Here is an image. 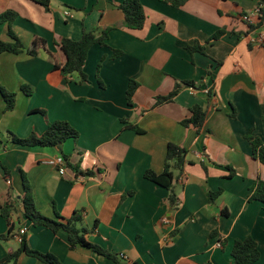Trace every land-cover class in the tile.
<instances>
[{"label":"crops","instance_id":"obj_1","mask_svg":"<svg viewBox=\"0 0 264 264\" xmlns=\"http://www.w3.org/2000/svg\"><path fill=\"white\" fill-rule=\"evenodd\" d=\"M123 1L50 0L45 8L0 0V17L17 14L13 30L26 47L35 38L47 43L37 56L0 55V86L16 94L11 111L0 94V203L16 208L9 219L0 209V235L13 227V237L0 241V261L19 249L17 236L26 227L29 247L63 264H234V243L247 237L261 253L254 264H264V204L248 203L255 183L264 181V164L246 139L253 130L264 143V21L255 14L261 0H187L181 8L140 0L148 17L142 31L123 26L117 8ZM110 28L106 46L89 51L88 81L63 76L66 56L57 42L78 41L84 31L99 37ZM8 30L0 19V40L11 41ZM219 31L225 34L213 39ZM195 45L204 51L192 53L188 47ZM115 50L123 54L115 58ZM131 80L140 86L129 105ZM178 86L173 102L157 105ZM195 105L207 112L200 134L182 124ZM56 121H67L80 137L52 148L12 143L13 135H42ZM170 143L185 148L190 162L177 182L175 205L169 190L145 178L148 170L163 172ZM59 157L78 170L67 166L62 174L49 164ZM19 169L45 216L70 219L81 212L87 240L118 261L84 247L72 250L65 231L25 218ZM218 191L211 203L209 192ZM18 264L44 263L22 254Z\"/></svg>","mask_w":264,"mask_h":264},{"label":"trees","instance_id":"obj_2","mask_svg":"<svg viewBox=\"0 0 264 264\" xmlns=\"http://www.w3.org/2000/svg\"><path fill=\"white\" fill-rule=\"evenodd\" d=\"M37 4L42 5L45 8H49L50 0H31ZM166 4H169L175 8H181L187 2V0H160ZM260 20L264 21V0L260 1ZM117 8L124 14L123 26L130 31H142L147 23V14L140 0H124L117 5ZM17 18V14L12 11H8L3 14L0 19L4 24L8 25V35L11 38L10 42L0 40V55L3 53L19 54L27 51L29 55L37 56L39 49H46L47 43L44 39L35 38L32 43L26 47L21 39L16 35L13 30V24ZM113 28L107 29L99 37L95 32L84 31L80 40L75 41L67 38H63L57 42V45L61 48V51L66 56V63L60 67L61 73L65 77L77 75L79 77V83L88 81V75L84 69L87 62V57L90 49L99 44L106 46V40L109 38V33ZM225 34L224 31H219L213 39H218ZM189 50L192 53L197 51L203 52L204 49L200 45L189 46ZM123 54L122 51H114V57L117 58ZM101 65H99L100 67ZM186 85L194 88L193 82H186ZM139 83L131 80L127 90V100L129 105L133 104V97L139 88ZM26 92L29 93L25 89ZM180 92V86H178L168 96H162L157 98V105L173 102L175 97ZM0 94L6 103V111H11L15 108L16 94L10 93L4 87L0 86ZM191 115L185 119L182 124L187 128H193L200 134L202 128L205 126L207 119V112L199 105H195L190 110ZM141 134L144 130L135 125H129L126 127ZM80 137L79 132L70 125L67 121H56L51 124L45 133L42 135L32 134L28 138H19L16 135L12 136V143L21 147H42L52 148L63 145L68 140H77ZM246 139L251 143L253 150V157L261 161L264 164V143L259 138L253 135V130H250ZM188 151L178 145L170 143L167 149V155L165 158L164 170L162 173H156L152 170H148L145 173V178L152 181L170 192L169 202L175 205L178 200L177 195V182L184 173L186 167L190 162L187 159ZM67 160L68 158L65 157ZM74 170H78L68 163ZM20 176L23 184V197L22 213L25 218L30 220L35 227H45L54 233H58L63 230L68 234L70 248L72 250L77 247L88 248L91 251L105 256L114 261H118L116 255L109 253L101 246L90 243L87 240V234L89 230L82 226L83 215L81 212H75L70 219L61 217L58 212L56 213V219L45 216L37 207L34 197L33 188L27 174L19 169ZM92 173H87L85 176H91ZM222 191L209 192V200L214 203L216 199L221 195ZM260 202L264 204V181L258 180L252 188V194L248 198V203ZM0 209L2 210V216L5 219H9L12 212L16 211V208L11 203H0ZM228 216V213H224ZM218 235L215 231L212 233V237ZM13 237V227L10 225L9 233L7 235H0V241H9ZM221 244L226 245V241L222 240ZM22 254L38 259L44 264H63L54 254L44 253L34 250L29 247L26 235L23 236L21 245L18 250L11 251L8 255L0 261V264H18V260ZM232 256L234 258V264H254L260 257L261 253L258 248L257 242L252 237H247L244 240H236L232 250Z\"/></svg>","mask_w":264,"mask_h":264},{"label":"built area","instance_id":"obj_3","mask_svg":"<svg viewBox=\"0 0 264 264\" xmlns=\"http://www.w3.org/2000/svg\"><path fill=\"white\" fill-rule=\"evenodd\" d=\"M259 12H260V8L255 11V14H259ZM242 19L244 21L250 22L251 21V16L250 15H244L242 17ZM190 90L192 92H194L195 88L190 87ZM49 164L52 165V166L57 167L62 174L65 173V170L67 169V166H68V162H67V160L64 157H59L57 159H53V160H51L49 162ZM8 183L11 184V181L9 180ZM27 231H28V229L26 227H22L19 230V233H18L17 237H18L20 242L22 241L23 236L26 235Z\"/></svg>","mask_w":264,"mask_h":264},{"label":"rangeland","instance_id":"obj_4","mask_svg":"<svg viewBox=\"0 0 264 264\" xmlns=\"http://www.w3.org/2000/svg\"><path fill=\"white\" fill-rule=\"evenodd\" d=\"M21 182H22V179H21Z\"/></svg>","mask_w":264,"mask_h":264}]
</instances>
